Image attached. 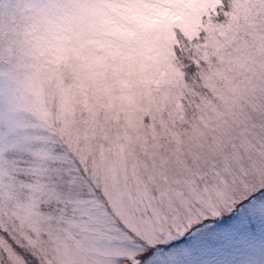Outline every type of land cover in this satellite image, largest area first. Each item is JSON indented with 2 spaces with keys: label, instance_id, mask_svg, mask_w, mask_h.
Segmentation results:
<instances>
[{
  "label": "snow or ice",
  "instance_id": "obj_1",
  "mask_svg": "<svg viewBox=\"0 0 264 264\" xmlns=\"http://www.w3.org/2000/svg\"><path fill=\"white\" fill-rule=\"evenodd\" d=\"M0 264H264V0H0Z\"/></svg>",
  "mask_w": 264,
  "mask_h": 264
}]
</instances>
